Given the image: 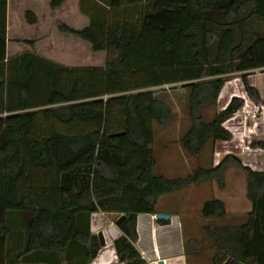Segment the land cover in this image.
Masks as SVG:
<instances>
[{
    "label": "trees",
    "instance_id": "trees-1",
    "mask_svg": "<svg viewBox=\"0 0 264 264\" xmlns=\"http://www.w3.org/2000/svg\"><path fill=\"white\" fill-rule=\"evenodd\" d=\"M64 1L51 4L59 7ZM78 4L88 24H59L58 29L88 42L94 52L105 51L107 69L95 70L99 76L94 79L103 83L101 91H84L85 78L78 75L64 93L57 74L71 69L33 50L0 60V264H15L25 255L26 262L35 264H89L100 248L90 231L95 211L124 215L118 225L122 234L114 241L117 258L142 264L135 246L137 214L157 213L163 195L191 185L215 180L223 188L229 166L246 172L251 209L242 222L203 225L211 264H264V169H251L226 155L213 167L168 177L155 173L153 147L154 125L167 127L173 118L168 94L175 87H164L177 83L187 93L189 118L179 137L182 147L197 156L208 141L230 138L221 123L240 109L242 99L233 96L210 118L206 112L215 105L225 77L239 70V61L259 56L264 64V0ZM25 15L36 20L33 11ZM252 23L256 30L250 29ZM0 38L4 40L1 26ZM26 42L34 47V41ZM128 70L144 72L147 86L162 88L141 92L144 85L127 84ZM242 79L249 96L259 102L256 89L245 75ZM96 94L102 98L70 99ZM252 145L264 149V140ZM201 215L224 217L223 201H204ZM185 242L188 250L201 249L195 238Z\"/></svg>",
    "mask_w": 264,
    "mask_h": 264
},
{
    "label": "rangeland",
    "instance_id": "rangeland-1",
    "mask_svg": "<svg viewBox=\"0 0 264 264\" xmlns=\"http://www.w3.org/2000/svg\"><path fill=\"white\" fill-rule=\"evenodd\" d=\"M34 4L39 7L40 18L37 22L36 20L30 22L26 18L25 12L27 10L32 11L30 6ZM47 5L48 0H0V26L4 35V40L0 38V60H5L12 55L26 50H33L40 54L51 53L54 58L71 66L68 68L71 70H60L57 74V85L67 94L72 89L76 77L78 75L84 77L87 74V68L79 67L101 66V64H105L106 53H94L88 42H81L79 38L61 32L58 29L59 24L53 23L49 25L48 22H57V20L47 18V13L50 12ZM250 29L256 30L257 24L252 23ZM26 40L34 41V47H30ZM77 40H79V43H76ZM238 68L237 72L225 77L215 105L207 109L206 115L208 118L212 117L215 111L217 112L225 108L233 95H239L240 92L244 91L242 75L246 76L247 81L251 85L254 83L255 85H261L263 83L262 73H264V64L259 56L239 61ZM253 71L256 73L252 74ZM80 72H84V75L80 74ZM124 76L125 80L128 79L127 84L129 85H144V90L141 91L148 92V90L153 88H162L147 86L146 84L149 83V80L144 72L140 73L135 72V70H128ZM102 85L99 84L100 91ZM181 85L177 83L175 88L168 94V100L171 102L173 110L171 123L167 127L154 125L155 141L153 147L157 158V171L154 170L158 173H164L168 177L187 175L198 166L213 167L217 160L223 157L221 155V158L218 159L215 155V150L223 151L221 144L218 142L212 143L208 141L201 154L197 156L189 154L182 147L179 137L189 125V118L186 106L187 93L182 89ZM165 89L169 91L167 86ZM256 92L260 96L257 90ZM97 95L92 97L97 100L102 98L101 96L97 97ZM115 96L116 93L113 97ZM77 97L80 96H72L70 99H72L71 101L82 99V97ZM259 103L264 104V99H260ZM258 128L254 134L245 131V134L241 133L239 136L234 137L236 143L239 141V146L235 149L234 156L252 169L263 170L264 149L257 146L245 149V145L249 140H264V119L261 120ZM241 136L243 139L239 138ZM238 138L240 140H237ZM246 184V172L240 167L229 166L224 170L223 188H219L215 180H208L201 185H191L175 194H166L161 199L165 208L170 210H177L179 208L181 215H183L182 220L189 234L194 236L193 238L197 237L203 240L205 235L202 231V225L206 223L234 224L245 220L247 213L251 209ZM212 198H218L223 201L226 210L224 217L205 219L201 215L204 201ZM205 262L206 256L204 253L195 259L190 257V264H205Z\"/></svg>",
    "mask_w": 264,
    "mask_h": 264
},
{
    "label": "crops",
    "instance_id": "crops-1",
    "mask_svg": "<svg viewBox=\"0 0 264 264\" xmlns=\"http://www.w3.org/2000/svg\"><path fill=\"white\" fill-rule=\"evenodd\" d=\"M51 1L52 0H48L47 7L50 12L47 13V18L50 20H53L52 18H54L57 20V22L50 21L48 22L49 25L56 23V25L67 24L73 27H84L88 24L89 20L87 15L82 13L79 9V0H65L59 7H53ZM30 8L36 16V22L39 21V7L34 4L31 5ZM80 41L84 42L82 39H80ZM76 43H79V40H77ZM99 52L105 53V51H98L94 53ZM40 55L54 60L66 68L71 67L70 64L64 63L59 59L54 58L51 53H43ZM79 68H87L86 75L83 74L84 72H80V74H83L85 77L84 91L90 90L93 92L96 89L99 90V83L94 80L99 76V74L95 70L100 69L105 71L107 69L105 64H101V66H85ZM255 73L256 72L253 71L252 74ZM262 79L263 83L261 85H255V83L252 85L255 86L254 88H256V90L259 92L260 96L258 97L260 99H264V73H262ZM92 99L94 98L88 97L80 100H74V102ZM155 170L157 171V158ZM156 174L166 176L164 173L156 172ZM161 198L156 205L157 213L169 214V218H156V213H139L136 217V231L138 238L135 242V246L140 252L141 258L144 260L142 264H190V257L195 259L198 256H201L203 253L206 256L205 264H211L212 250L208 246L206 237H204L203 240H201V238L195 237L201 243V249L199 251L193 252L191 249L188 250V247L185 245V241L186 239L193 238L194 236L189 234L188 229L184 225L182 220L183 215H181L179 208L177 210L165 208ZM118 216L119 214L113 212L95 211L91 213L90 231L97 237L98 233H102L104 243L100 244V248L96 256L90 261L89 264H124L123 262H119L114 248V241L122 234L118 225L116 224ZM26 217L28 219L29 215L26 214ZM158 219H165L167 221L160 222ZM27 256L28 255L22 256L20 258L21 260L15 264H35L33 262H26L25 258Z\"/></svg>",
    "mask_w": 264,
    "mask_h": 264
},
{
    "label": "built area",
    "instance_id": "built-area-1",
    "mask_svg": "<svg viewBox=\"0 0 264 264\" xmlns=\"http://www.w3.org/2000/svg\"><path fill=\"white\" fill-rule=\"evenodd\" d=\"M233 96H237L242 99V106L240 107V109H238L230 117H228L221 123V126L225 130H227L231 134V136L226 140L217 141L219 144H221L223 148V151H219V150L214 151L218 159L221 158L220 157L221 155L223 157H225L226 155H234L235 149L238 148L239 146V141L236 143L234 137L239 136V134L241 133L245 134V131L254 134L259 129L258 125L261 123V120L264 119V104L253 100L247 93L245 87L243 92H240L239 95H233ZM242 136L239 138L243 139ZM239 138L237 140H240ZM252 141L255 142L254 140ZM252 141L251 140L248 141V143L245 145V149L255 148L252 145L253 143ZM221 159L217 160L215 165H217ZM241 163L243 164V162ZM244 166H248V165H244Z\"/></svg>",
    "mask_w": 264,
    "mask_h": 264
},
{
    "label": "water",
    "instance_id": "water-1",
    "mask_svg": "<svg viewBox=\"0 0 264 264\" xmlns=\"http://www.w3.org/2000/svg\"><path fill=\"white\" fill-rule=\"evenodd\" d=\"M175 86L176 85H171L168 88H173ZM157 90L158 89L153 88L151 90H148V92H154V91H157ZM155 216H156V218H169L170 217V215L166 214V213H156ZM123 218H124V215H121L120 217H118V219L116 220V224L119 225V223L122 221ZM98 238H99L100 244H103L104 243V239H103L102 233H98Z\"/></svg>",
    "mask_w": 264,
    "mask_h": 264
}]
</instances>
